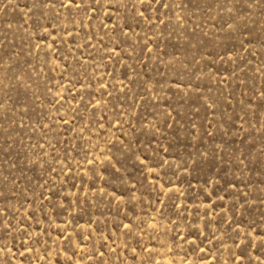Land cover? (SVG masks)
<instances>
[{
	"label": "rangeland",
	"instance_id": "obj_1",
	"mask_svg": "<svg viewBox=\"0 0 264 264\" xmlns=\"http://www.w3.org/2000/svg\"><path fill=\"white\" fill-rule=\"evenodd\" d=\"M0 264H264V0H0Z\"/></svg>",
	"mask_w": 264,
	"mask_h": 264
}]
</instances>
